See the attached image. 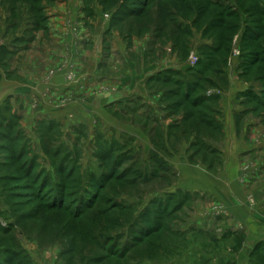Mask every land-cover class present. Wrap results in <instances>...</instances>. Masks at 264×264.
Segmentation results:
<instances>
[{"label": "rangeland", "instance_id": "1", "mask_svg": "<svg viewBox=\"0 0 264 264\" xmlns=\"http://www.w3.org/2000/svg\"><path fill=\"white\" fill-rule=\"evenodd\" d=\"M184 1L144 6L142 0H0V109L8 108L5 114L18 122L10 132L0 111V225L13 226L30 264H117L107 256V246L130 248L118 264H253L252 253L264 248V236L252 237L253 228L234 222L229 202L214 194H232L237 186L246 192L244 206L264 219V63L249 68L241 63L244 54L248 59L264 46L247 42L244 52L245 29L231 33L223 81L204 92L216 99L210 110L185 100L186 89L175 81L159 78L166 71L189 75L203 47L220 45V23L207 24L222 12L214 5L229 11L241 6L245 12L254 3ZM193 4L205 6L204 19L198 9L197 15L187 10ZM133 10L141 12L128 15ZM125 11L123 19H114ZM166 15L181 18L189 30L164 26ZM223 51L221 45L220 55ZM28 55L32 69L20 65L36 79L28 82L33 91L18 99L2 85L24 82L17 64ZM192 56L198 59L195 66ZM206 112L214 113L202 116ZM175 125L190 133L171 132ZM23 147L27 156L9 164L12 152L18 155ZM106 152L110 165L119 163L111 171L115 180L102 203L75 215L77 206H85L74 196L75 180L87 178L86 192H95L100 184L95 180L108 173ZM29 159L40 174L52 175L42 199L23 168ZM60 164L74 172L63 209L47 199L70 178L59 176ZM170 197L184 200L169 207L165 221L171 234L164 231L135 245L140 216ZM89 226L94 235L109 238L102 247ZM99 258L108 260L95 263Z\"/></svg>", "mask_w": 264, "mask_h": 264}, {"label": "trees", "instance_id": "2", "mask_svg": "<svg viewBox=\"0 0 264 264\" xmlns=\"http://www.w3.org/2000/svg\"><path fill=\"white\" fill-rule=\"evenodd\" d=\"M142 1H143L142 5L148 6L152 2H158V1L161 2L162 0H142ZM249 1L250 2L252 1L254 4L249 9H247L245 12L241 8V6H239V9L237 11H229V10H225L224 6L219 3L214 5V6L218 5L219 9H221L222 12H219V14L216 15L215 23L212 24V20H210V22L208 21L207 24L209 28H211L216 23H220V26L223 27V28L221 27L216 28V30L224 37L222 38L223 40L222 42L218 41L220 45H218V47L217 46L216 47H208V46L203 47L201 49V53H202L201 60L199 61L197 67L193 69H189L187 71L189 72V75L184 74L183 72H174V71L162 72L159 75L160 79L162 78L167 81L168 80L175 81L179 89L181 87H184L186 89L185 100H187L188 102L192 101V103L196 107H202V108H206L207 110H210V109H213L216 105V99L206 98L204 96V92H206L208 88L220 86V81H223L221 79V76L223 75L225 67L227 66V63L229 60V58L227 57L230 54L229 39L232 36L231 33L233 31H236L238 33V31L241 30L242 28L245 29L244 30L245 32L244 43L242 47L244 52L248 50V46H246L247 42L254 44V45H258V49L263 48L264 44L262 43V40L264 39V3L260 2L263 0H249ZM193 6L194 8L192 6H188V9L187 8L186 9L189 10V12L193 14H196L197 9H198L199 13L202 15L201 17L199 16V13H198L199 18L201 17L204 19V17L207 14V10L205 6H200L199 8H196L194 4ZM138 12H141V10L137 12L136 10H133L130 13L125 11V12H122V14L117 13L114 19L121 20L124 18L121 15H125L127 13L128 15L132 14V16H135L137 15ZM166 24L171 25L173 28H177L178 30L182 29L183 31L184 30L186 31V29L189 30L188 28H190L186 26L185 22H182L181 18H176V16L174 20L172 21L170 20V18H168V15H166L164 17L163 25L165 26ZM193 25L194 26L199 25L197 21V16L193 20ZM209 28L208 30H210ZM221 45L224 49L222 55H220ZM258 61L264 63V50L262 51L259 50L258 52L256 51L254 53L251 52V54L248 56V59L244 54L241 63L243 64L244 68H249L250 66H252ZM2 110L3 108L0 109V111ZM4 110H8V108H4ZM4 110L1 112L2 119L4 121V123L2 124H6L9 130H11L10 132L13 133L15 131V127L17 128L18 126L17 118L15 116L8 117L7 114H5L7 111H4ZM213 113L214 112H211V114H209L206 112L202 116L204 117H206V115L212 116ZM214 129L215 130L220 129V126L214 123ZM173 131H179L182 133V135H188L190 133V131H188L187 128H184V126H181V125L173 126L171 132ZM16 137H17V134H15L14 138L16 139ZM178 139L179 137H177L176 135V141H179ZM204 149L206 150L207 148H204ZM15 152L16 151L12 152V155L10 157L13 160L9 162V164H13V163L15 164V162H18L20 161L21 158L27 156L26 150L24 147L21 148L18 155H16ZM106 153L103 155L104 159L102 160L111 161V159L107 158L108 157L107 155L109 153L107 154ZM110 161L108 162L106 166V168L109 167V169L107 171L108 172L107 175L104 176V180L103 181H99L98 179L95 180L98 183H100L95 192L94 191L92 192L91 190H89L90 192H86L87 189L85 188L84 184L88 180L87 178L85 177L76 178L75 186H74L76 189V193L74 194V196L76 195L77 197L81 196L79 203H81V205L85 204V206L81 208L77 206L75 210L78 212L74 213L75 215L82 213L81 214L82 216L84 214V211L88 212L89 210L95 208L98 204L102 203L105 200L104 199L105 196L103 197V193L106 187H108L111 181L115 180L114 178L116 177V174L111 173V171L114 172L115 167L119 165L118 162L114 163V166H115L114 167L110 165L111 164ZM158 163L160 166L162 167L164 166V162L162 160L158 161ZM58 166H61V172H59V176L63 177V180H66V178L68 177L70 178L69 180L64 181L63 184L58 183L57 186L59 187L61 186V187L54 188L55 191L57 190L58 192L57 193L53 192L54 194H52L51 196L52 198L49 197L47 199H52V200H49V202L54 203L52 205L53 208L63 209L65 208V204H62L61 201L63 200L64 202L66 198L68 197L67 196L68 191L73 190V187H72L73 184L70 181H71V178H73L72 175L74 176V172H73V169H70V170L65 169L66 166L64 165L60 164ZM23 168L28 174V177H30L35 183L34 188L36 189V192L39 194V198L42 199V197L46 193L47 188L49 187V184L51 183L52 175L47 172L40 174V172L37 171V164L34 159H29L26 162V164L23 165ZM66 170H68V172L64 174ZM142 176L143 175H141L140 177ZM8 177L10 176L5 177V179H8ZM145 178L146 177H142L141 179H145ZM91 180H93V178ZM129 183L130 181H128L127 183H122V185H127ZM174 198L175 197H170L166 201L156 202L159 204L158 209H155V210L148 209L140 216L139 222L141 221L142 223H138L134 228L135 232H137L136 235L133 237V241L136 242L134 243L135 245L142 244L144 241L148 240L151 237H154L158 233H163L164 231L167 233H170V230L167 228V224L165 221L166 218L170 215L169 207L170 205L171 206L180 205L184 202V200L183 201L178 200V202H175ZM111 199H113L114 202L117 200L116 197H113ZM114 205L116 208H122V211L125 212L124 210L125 207L122 204L116 202L114 203ZM116 218L118 217L114 216V219ZM21 219L25 220V216L23 214L21 216ZM94 231L95 229L89 226L88 232L91 233V235L93 236V240L97 242L98 244L97 246L102 247V245L109 238L105 236L104 234L97 233L96 235H94ZM13 233H14L13 226L2 229V226L0 225V264H30V262H28V259H27L28 257L27 258L24 257L23 252L19 250L18 241L16 237L13 235ZM7 244L12 245V247H7ZM132 245L133 244H131L130 246L131 248H132ZM126 247L127 246H124L122 250L116 249L114 251L112 250L111 246L110 247L107 246L106 247L107 253H108L107 256L111 257L112 259H115L118 264V261H123L126 259V256L130 249ZM257 248L258 249H256V251L252 253L253 264H264V248L260 245ZM103 259L105 258H99L98 260H95V263H101V262L103 263L108 260V259L106 260H103Z\"/></svg>", "mask_w": 264, "mask_h": 264}, {"label": "crops", "instance_id": "3", "mask_svg": "<svg viewBox=\"0 0 264 264\" xmlns=\"http://www.w3.org/2000/svg\"><path fill=\"white\" fill-rule=\"evenodd\" d=\"M34 53V52H33ZM27 58V61L24 62L21 61L19 62L17 65L19 66L17 68L18 70V75H21V77L24 78V82L22 83H18V82H9L6 81L5 83H3L2 87L4 86L5 88L3 90H7L10 91L11 94L16 95L18 99L21 98H25L26 94L29 93L30 91H33L32 86H30V84L28 83L29 81H35L33 78V76L31 75H27L26 68L32 69V65L31 63V59H32V55L31 56H27L25 57ZM24 63L25 67H22V65H20L21 63ZM30 65V66H28ZM34 67V65H33ZM35 68V67H34ZM35 71V70H33ZM39 76V73H38ZM33 78V79H32ZM6 79V78H4ZM26 81V83H25ZM133 86V85H132ZM131 86V87H132ZM35 90V89H34ZM130 90V89H129ZM23 92L22 96L19 97V93ZM211 191V193L213 192V190L210 188L209 189ZM231 191L234 192L231 194V192L229 191H225L224 194L221 193V191L218 192H213L214 194H219L221 195L225 200H227L229 202L228 207L233 211L232 215L234 217V222H240L243 223L244 225L246 224V226H248L251 230V235L252 237L258 234V236H264V219H260L256 214H253L251 212H249V210L247 209L246 206H244L245 200H246V192L241 190L239 187L235 186L234 188H231ZM243 191V192H242ZM243 203V205H242ZM248 210V211H247ZM258 239V238H255Z\"/></svg>", "mask_w": 264, "mask_h": 264}, {"label": "built area", "instance_id": "4", "mask_svg": "<svg viewBox=\"0 0 264 264\" xmlns=\"http://www.w3.org/2000/svg\"><path fill=\"white\" fill-rule=\"evenodd\" d=\"M197 62H198V59H197L195 56H192V57H191V64H192L193 66H195V65L197 64Z\"/></svg>", "mask_w": 264, "mask_h": 264}]
</instances>
